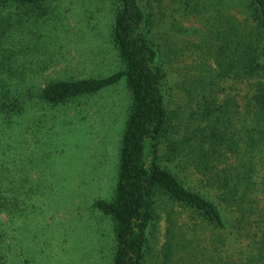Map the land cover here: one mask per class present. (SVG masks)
Segmentation results:
<instances>
[{
    "label": "trees",
    "instance_id": "16d2710c",
    "mask_svg": "<svg viewBox=\"0 0 264 264\" xmlns=\"http://www.w3.org/2000/svg\"><path fill=\"white\" fill-rule=\"evenodd\" d=\"M52 1L0 0V127L7 133L29 100L58 108L124 83L115 185L94 203L112 226L110 264H264V0H108L117 70L25 89L12 39L49 20ZM172 5L207 27L190 55L156 35ZM187 58L195 74L179 84L183 102L168 107L164 81ZM186 170L197 189L182 182ZM12 171L0 172L8 224L37 210L36 184Z\"/></svg>",
    "mask_w": 264,
    "mask_h": 264
},
{
    "label": "rangeland",
    "instance_id": "374dc122",
    "mask_svg": "<svg viewBox=\"0 0 264 264\" xmlns=\"http://www.w3.org/2000/svg\"><path fill=\"white\" fill-rule=\"evenodd\" d=\"M50 5L49 20H38L25 36L12 39L18 63L29 73L25 89L57 76H107L117 70L119 63L108 42L112 18L108 0H53ZM177 10L176 5L166 8L156 35L158 40L168 37L190 55L206 38L207 27L202 18L182 17ZM188 62L187 58L164 81L168 107L183 102L179 84L195 74ZM128 100L123 82L58 108L29 100L26 114L12 119L7 133L0 127V172L23 171L38 188L33 214L11 224L0 216L6 264H110L112 226L94 203L113 193ZM180 176L185 186L197 189L189 170ZM156 263V257L147 260Z\"/></svg>",
    "mask_w": 264,
    "mask_h": 264
}]
</instances>
